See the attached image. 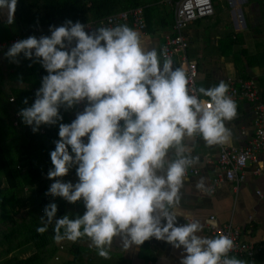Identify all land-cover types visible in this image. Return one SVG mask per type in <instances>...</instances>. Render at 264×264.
Masks as SVG:
<instances>
[{
    "label": "clouds",
    "instance_id": "9594fccd",
    "mask_svg": "<svg viewBox=\"0 0 264 264\" xmlns=\"http://www.w3.org/2000/svg\"><path fill=\"white\" fill-rule=\"evenodd\" d=\"M17 4L0 0L8 24ZM49 32L18 40L5 53L16 64L22 54L47 73L34 102L15 117L33 133L58 125L47 173L54 182L45 195L82 201L85 211L57 218L58 205L49 203L36 231L51 227L57 243L86 237L104 259H110L114 240L128 251L155 238L182 249L179 264H247L229 255L235 244L228 235H201L199 220L184 217L180 223L176 211L187 172L199 161L192 155L198 139L208 147L232 143L226 122L237 117V103L229 85L195 87L166 49L147 48L127 24L92 29L69 19ZM80 105L75 119L63 123L61 109ZM72 169L77 182L57 179ZM195 188L209 191L206 178Z\"/></svg>",
    "mask_w": 264,
    "mask_h": 264
},
{
    "label": "crops",
    "instance_id": "0c3cea01",
    "mask_svg": "<svg viewBox=\"0 0 264 264\" xmlns=\"http://www.w3.org/2000/svg\"><path fill=\"white\" fill-rule=\"evenodd\" d=\"M216 4L214 15L197 20L185 29L190 41L188 54L198 61L200 70L198 87H212L220 81L229 85V78H253L264 96V0H218ZM243 5H246L245 14ZM6 19L5 22L0 21V41L10 40L19 34L16 19L14 18L12 24H7ZM127 25L141 33L147 48L154 47L158 52L167 35L172 32V28H161L157 31L146 28L142 31L131 23ZM7 50L8 48L0 53V95L5 100L14 95L15 88L30 89L32 88L30 84H33L29 81L23 82L22 78H20L22 82L20 79L12 82L13 68L16 65L23 66L25 62L22 60V54L19 64L10 62L5 56ZM33 65L36 71L41 67L39 63ZM46 74L45 70L40 71L41 76L38 80L41 81V77ZM30 75L37 82V76L32 70ZM36 89L37 86L33 91ZM236 103L237 117L231 122H226V126L233 133L230 145L233 147L245 145L253 137L255 127L252 106L242 99L236 100ZM7 105L13 111L14 104L7 101ZM74 109L71 112L73 119L78 111L77 107ZM9 118L1 117L0 121L5 128ZM220 149L221 146L208 147L203 140L198 139L192 155L199 156V161L189 168L181 189L182 199L176 209L181 217L179 222L184 223L182 219L184 217L197 219L203 225L201 235L212 236L207 231V223L210 222V216L215 215V223H231L240 228L244 239L263 250L256 262L263 264L264 169L260 175H256L253 173V165H249L246 168V179L238 190L234 189L231 182H218L212 189L211 185L218 170ZM259 161L264 167V151L259 155ZM52 167L53 165L49 169ZM201 177L206 178V186L209 189L207 192L195 188ZM57 179L75 183L78 177L75 169H72L67 176ZM46 180L49 189L54 181L47 177ZM65 209L66 214L72 218L77 214L82 215L85 211L82 201L75 204L66 201ZM84 239L78 242L76 247L74 242L67 240L55 242L53 250H56V254H52L54 258L50 261L51 264H57L62 260L69 261V264H179L182 252V249H175L165 241H158L155 238L145 241L143 245L133 246L128 251L114 240L110 249V259H104L94 248L89 247L90 240L86 237ZM29 252H34V248L31 247L30 251L17 250L14 254L28 256ZM75 255L78 257L72 262ZM162 257H166V261L162 260Z\"/></svg>",
    "mask_w": 264,
    "mask_h": 264
},
{
    "label": "trees",
    "instance_id": "16d2710c",
    "mask_svg": "<svg viewBox=\"0 0 264 264\" xmlns=\"http://www.w3.org/2000/svg\"><path fill=\"white\" fill-rule=\"evenodd\" d=\"M170 1L174 5L178 0ZM166 2L169 3V0H18L16 26L18 35L23 39L50 36L49 26H60L69 19L81 23L101 21V18L121 10L143 6L146 30L157 31L171 28L174 23V10ZM22 60L24 65L13 68L11 80L13 82L22 78L23 82H32V88H15L14 95L7 100L0 95V120L2 116H10L7 128L0 121V264H51L54 258L52 254H56V250H53L56 242L54 232L50 227L47 232L40 234L36 228L41 226L40 217L49 203L58 205L57 218L66 214V201L63 198L45 195L48 190L46 177L52 165L50 152L55 148L53 142L59 139V128L58 125H42L40 128L44 129L43 132L33 133L22 118L16 124V112L34 102L33 88L40 87L38 78L41 76L40 71H44L42 67L36 71L32 61L24 57ZM31 70L36 74L37 82L31 78ZM12 97L13 111L7 105ZM25 98L30 102L28 105L23 103ZM72 110L61 109L63 123L73 120ZM84 240L81 238L74 242V246ZM31 247L34 252H29L28 256L14 254L17 250L30 251ZM77 257L75 255L72 262ZM57 264H69V261L62 260Z\"/></svg>",
    "mask_w": 264,
    "mask_h": 264
},
{
    "label": "built area",
    "instance_id": "2783aa9c",
    "mask_svg": "<svg viewBox=\"0 0 264 264\" xmlns=\"http://www.w3.org/2000/svg\"><path fill=\"white\" fill-rule=\"evenodd\" d=\"M169 3L172 4V1L169 0ZM214 12L213 0H178L174 3L173 30L171 34L167 35L161 46V49L167 50L176 67H182L189 73L195 87H198L197 79L200 70L198 61L191 58L188 54L190 41L185 34V29L197 19L211 16ZM121 23H131L140 30H145L147 25L144 7L124 9L101 18V21L90 20L82 24L95 29L101 26H115ZM22 39L21 35H16L10 40L0 41V53L9 48L14 42ZM228 82V95L235 101L242 99L252 106L255 126L254 135L243 146H221L218 170L211 187L214 189L218 182H231L234 189L238 190L246 179V168L249 165H253V173L256 175H260L264 169L259 161V155L264 151V96L253 78H229ZM10 100L11 102L14 101V97ZM77 108L78 111H82L83 105L77 106ZM18 113L16 112V117H19ZM41 131L43 132L44 129H41ZM215 222V215H211L210 222L207 223V231L212 236L226 234L234 241L235 247L229 255L245 260L247 264H256L263 250L255 246L251 241L244 239L240 228L231 223L217 224Z\"/></svg>",
    "mask_w": 264,
    "mask_h": 264
},
{
    "label": "rangeland",
    "instance_id": "374dc122",
    "mask_svg": "<svg viewBox=\"0 0 264 264\" xmlns=\"http://www.w3.org/2000/svg\"><path fill=\"white\" fill-rule=\"evenodd\" d=\"M214 1H215V8H216V5H217L216 3H218V0H214ZM166 3L170 7V9L174 10V5L173 4L168 3V2H166ZM245 9H246V5H243L244 14H245ZM6 17H7L6 14H0V21H4L5 22ZM15 19H16V17H15ZM6 23H7V19H6ZM15 23H17V21H15Z\"/></svg>",
    "mask_w": 264,
    "mask_h": 264
}]
</instances>
